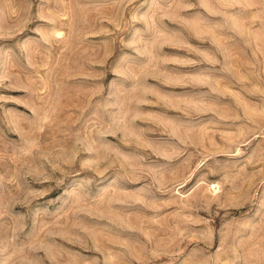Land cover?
Segmentation results:
<instances>
[{
	"label": "rangeland",
	"instance_id": "rangeland-1",
	"mask_svg": "<svg viewBox=\"0 0 264 264\" xmlns=\"http://www.w3.org/2000/svg\"><path fill=\"white\" fill-rule=\"evenodd\" d=\"M0 264H264V0H0Z\"/></svg>",
	"mask_w": 264,
	"mask_h": 264
}]
</instances>
